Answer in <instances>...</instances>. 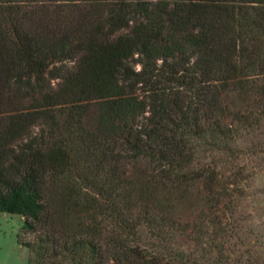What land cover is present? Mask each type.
Returning a JSON list of instances; mask_svg holds the SVG:
<instances>
[{
    "label": "trees",
    "instance_id": "trees-1",
    "mask_svg": "<svg viewBox=\"0 0 264 264\" xmlns=\"http://www.w3.org/2000/svg\"><path fill=\"white\" fill-rule=\"evenodd\" d=\"M259 126L264 0H0V211L27 264H177L140 227L220 224Z\"/></svg>",
    "mask_w": 264,
    "mask_h": 264
},
{
    "label": "rangeland",
    "instance_id": "rangeland-1",
    "mask_svg": "<svg viewBox=\"0 0 264 264\" xmlns=\"http://www.w3.org/2000/svg\"><path fill=\"white\" fill-rule=\"evenodd\" d=\"M59 80L53 79L52 84ZM231 147L237 150V159L231 162L239 168L238 189L229 191L216 210L220 224L207 221L206 212L194 209L190 217L184 215L186 220L199 225L204 217L209 226L207 234L195 237L198 241L184 235L157 240L142 226V246L172 256L177 264H264V126L242 130ZM231 162L226 165L227 172ZM64 201L61 195L60 202ZM23 224L22 215L0 211V264H27L29 249L22 241L31 240L33 235L23 231Z\"/></svg>",
    "mask_w": 264,
    "mask_h": 264
}]
</instances>
